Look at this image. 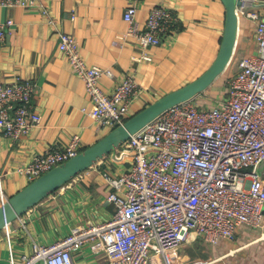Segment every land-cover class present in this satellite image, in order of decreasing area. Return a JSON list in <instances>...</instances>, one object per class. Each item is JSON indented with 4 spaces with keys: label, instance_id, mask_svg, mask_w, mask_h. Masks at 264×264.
I'll use <instances>...</instances> for the list:
<instances>
[{
    "label": "built area",
    "instance_id": "2783aa9c",
    "mask_svg": "<svg viewBox=\"0 0 264 264\" xmlns=\"http://www.w3.org/2000/svg\"><path fill=\"white\" fill-rule=\"evenodd\" d=\"M43 0H0L1 7L31 8ZM142 0H128L124 18L126 36L136 39V62H152L148 48L161 46L178 31L176 13L155 6L146 27L139 30L136 15ZM238 16L255 22L257 53L243 58L239 70L228 79L226 92L203 104L196 97L175 105L133 134L115 151L128 162L118 175H102L111 187L112 217L99 224L73 228L53 244H35L26 264H75L73 252L88 245L104 252L107 264H175L174 252L190 234L216 245L221 238L234 239L238 226H264V13L262 0H240ZM47 13L46 8L43 9ZM0 23V43L7 35ZM60 49L90 96L88 114L107 132L124 124L134 112L144 89L132 75L116 80L106 91L104 78L116 73L89 64L74 34L59 35ZM32 80L0 82V131L14 140L38 126L42 116L33 98ZM82 150L81 137L66 145H54L20 166L29 182L75 157ZM3 174L0 173V188ZM2 204L9 198L1 190ZM10 239V227L3 229ZM11 246V244H10ZM11 249V248H10ZM12 254V253H11ZM11 256V263L14 264Z\"/></svg>",
    "mask_w": 264,
    "mask_h": 264
},
{
    "label": "crops",
    "instance_id": "0c3cea01",
    "mask_svg": "<svg viewBox=\"0 0 264 264\" xmlns=\"http://www.w3.org/2000/svg\"><path fill=\"white\" fill-rule=\"evenodd\" d=\"M158 5L176 13L178 31L163 45L148 48L152 62L133 59L140 48L135 38L126 36L128 0H43L31 8L0 6V23L13 20V25L7 26L5 41L0 43V82L34 81L37 92L33 102L42 116L41 123L19 140L0 131V206L1 190L11 198L30 183L18 168L30 164L36 154L68 144L74 135L81 137L85 149L109 133L88 114L90 96L60 49V33L76 36L89 64L116 73V79L102 80L106 91L128 74L136 79L145 90L135 101L136 113L195 80L214 62L225 31L223 2L142 0L136 15L139 30L146 27L150 11ZM259 9L264 13V0ZM255 25L240 14L232 61L225 73L198 96L199 102L206 104L225 94L226 83L239 70V62L257 53ZM127 166L128 162L113 151L11 222V243L6 232L0 231V264H12L11 256L14 264H26L22 258L31 256L35 244H53L67 237L73 228L109 220L115 207L108 200L111 187L102 174L110 170L118 175ZM73 257L75 264H107L106 254L93 252L88 245L74 251ZM174 262L264 264V226L242 224L234 239L221 238L216 245L192 233L175 250Z\"/></svg>",
    "mask_w": 264,
    "mask_h": 264
},
{
    "label": "water",
    "instance_id": "95a60500",
    "mask_svg": "<svg viewBox=\"0 0 264 264\" xmlns=\"http://www.w3.org/2000/svg\"><path fill=\"white\" fill-rule=\"evenodd\" d=\"M221 1L226 8L225 31L218 55L209 68L195 80L150 103L95 144L30 182L25 188L9 198L0 206V231L69 180L115 151L160 114L205 92L225 73L232 61L237 43L239 28L237 7L241 2L240 0ZM263 166L264 164H261L260 168Z\"/></svg>",
    "mask_w": 264,
    "mask_h": 264
},
{
    "label": "rangeland",
    "instance_id": "374dc122",
    "mask_svg": "<svg viewBox=\"0 0 264 264\" xmlns=\"http://www.w3.org/2000/svg\"><path fill=\"white\" fill-rule=\"evenodd\" d=\"M222 80H224V79H222ZM223 95V94H222ZM222 95H219L218 97H220V96H222ZM212 99H210V101H211Z\"/></svg>",
    "mask_w": 264,
    "mask_h": 264
}]
</instances>
